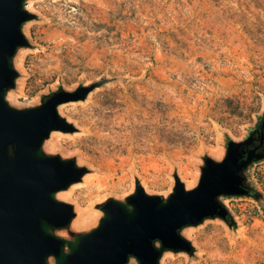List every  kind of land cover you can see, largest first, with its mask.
Returning <instances> with one entry per match:
<instances>
[{
  "label": "rangeland",
  "instance_id": "obj_1",
  "mask_svg": "<svg viewBox=\"0 0 264 264\" xmlns=\"http://www.w3.org/2000/svg\"><path fill=\"white\" fill-rule=\"evenodd\" d=\"M30 4L35 18L22 26L29 46L14 58L9 104L36 107L54 93L95 86L85 100L59 106L74 129L43 145L87 169L58 193L76 213L60 237L97 227L102 205L124 200L137 184L164 198L176 177L194 189L207 158L222 161L228 142L264 125V0ZM242 175L251 195L219 197L235 224L214 218L184 228L193 253L166 252L160 264H264V157ZM80 213L95 222L75 228Z\"/></svg>",
  "mask_w": 264,
  "mask_h": 264
},
{
  "label": "water",
  "instance_id": "obj_2",
  "mask_svg": "<svg viewBox=\"0 0 264 264\" xmlns=\"http://www.w3.org/2000/svg\"><path fill=\"white\" fill-rule=\"evenodd\" d=\"M25 1L0 0V264H128L132 258L160 264L166 252L193 253L181 234L184 228L214 218L235 224L219 197L251 195L242 174L264 157L250 149L251 138L228 142L222 161L207 158L194 189L186 190L176 177L164 198L137 184L124 200L102 205L97 227L70 232L71 239L57 235L70 230L76 217L73 205L57 194L81 182L87 169L74 159L45 153L43 145L53 132L74 129L59 106L85 100L95 86L54 93L36 107L9 104L7 94L19 77L14 58L29 46L22 26L35 18Z\"/></svg>",
  "mask_w": 264,
  "mask_h": 264
},
{
  "label": "bare ground",
  "instance_id": "obj_3",
  "mask_svg": "<svg viewBox=\"0 0 264 264\" xmlns=\"http://www.w3.org/2000/svg\"><path fill=\"white\" fill-rule=\"evenodd\" d=\"M27 11L32 10L33 7L31 6V4L29 6L26 7ZM58 110H60V108H58ZM142 123V122H141ZM152 126V125H151ZM53 137V136H52ZM44 149V148H43ZM85 183L89 185L90 182L87 178L85 179ZM79 185V184H78ZM59 195V194H58ZM57 195V197H59L60 199H66L68 196H65L66 194H60L59 196ZM90 195V194H89ZM71 201V200H70ZM96 218L92 217L91 215H87L85 213H80L78 215V217L76 218L75 222H74V227L75 228H83L85 226H88L90 224H93L95 222Z\"/></svg>",
  "mask_w": 264,
  "mask_h": 264
},
{
  "label": "flooded vegetation",
  "instance_id": "obj_4",
  "mask_svg": "<svg viewBox=\"0 0 264 264\" xmlns=\"http://www.w3.org/2000/svg\"><path fill=\"white\" fill-rule=\"evenodd\" d=\"M250 137V149H254L256 154L264 156V125Z\"/></svg>",
  "mask_w": 264,
  "mask_h": 264
}]
</instances>
